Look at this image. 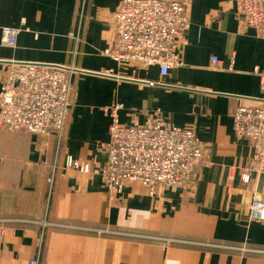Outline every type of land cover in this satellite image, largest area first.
Listing matches in <instances>:
<instances>
[{
	"label": "crops",
	"instance_id": "obj_1",
	"mask_svg": "<svg viewBox=\"0 0 264 264\" xmlns=\"http://www.w3.org/2000/svg\"><path fill=\"white\" fill-rule=\"evenodd\" d=\"M120 3L0 0V83L10 62L75 68L61 142L0 129V264H264V221L249 215L264 175L242 181L253 148L233 126L236 106L264 101V31L244 24L236 0H191L184 64L163 76L104 53ZM4 27L21 30L17 46L2 45ZM116 105L123 125L160 120L197 133L205 156L186 186L151 195L132 181L110 194L101 171ZM68 156L91 171L71 168Z\"/></svg>",
	"mask_w": 264,
	"mask_h": 264
},
{
	"label": "built area",
	"instance_id": "obj_2",
	"mask_svg": "<svg viewBox=\"0 0 264 264\" xmlns=\"http://www.w3.org/2000/svg\"><path fill=\"white\" fill-rule=\"evenodd\" d=\"M191 0H121L112 15L114 45L104 53L121 65L141 63L160 67L165 76L184 64L183 46L191 27ZM237 13L248 27L264 31V0H236ZM20 29H1L2 45L15 47ZM0 83V129L57 136L66 131L73 105L75 68L40 62H10ZM214 68H223L212 57ZM264 89V72L258 71ZM120 105L109 111L110 139L104 144L107 162L101 175L111 195L122 193L128 182L143 183L151 195L165 188L186 186L205 156V144L190 128L155 120L149 125L120 122ZM234 132L251 142L253 164L241 169L242 181L251 183L253 172L264 175V101L240 104L233 111ZM67 165L89 173L91 165L67 157ZM250 219L264 221V197L253 200ZM29 264H38L31 259Z\"/></svg>",
	"mask_w": 264,
	"mask_h": 264
},
{
	"label": "rangeland",
	"instance_id": "obj_3",
	"mask_svg": "<svg viewBox=\"0 0 264 264\" xmlns=\"http://www.w3.org/2000/svg\"><path fill=\"white\" fill-rule=\"evenodd\" d=\"M149 190V189H148ZM123 192V191H122Z\"/></svg>",
	"mask_w": 264,
	"mask_h": 264
}]
</instances>
